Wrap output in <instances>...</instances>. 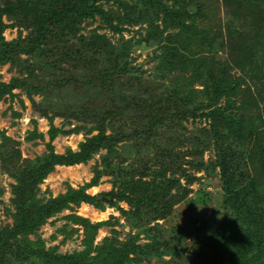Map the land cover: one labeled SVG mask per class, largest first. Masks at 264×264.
Wrapping results in <instances>:
<instances>
[{
  "label": "trees",
  "instance_id": "obj_1",
  "mask_svg": "<svg viewBox=\"0 0 264 264\" xmlns=\"http://www.w3.org/2000/svg\"><path fill=\"white\" fill-rule=\"evenodd\" d=\"M21 1L23 3L25 0ZM96 1L68 0L67 8L61 11L54 9L51 3L50 9L35 17L37 29L33 36L27 37L24 46L19 41L9 43L3 39L5 26L2 15L7 11L0 7V64L10 61L13 65H19L17 53L49 57V49L42 47L49 32L53 34L55 31L63 36L67 30L75 34L84 18H93L94 15L106 17L104 10L95 6ZM134 1L140 6L141 11H137L139 16L136 14L137 18L131 16L130 19L125 16L124 23L134 25L139 23L136 21H141L146 24L141 23L142 26L137 29V38L133 39L132 36L121 48H116L103 35L93 31V36L87 41L81 39L79 48L68 50L64 55L52 56V60L79 70V83L84 88L91 89L94 82L106 84V92L103 93L110 100L96 103V100L77 96L74 100L65 99L60 103L48 96L50 88L46 84L43 89L36 87L34 93L43 95L45 99L40 104L38 114L49 122V138L54 139L60 134H82L83 140L78 143L77 151L68 148L63 154H55L53 146L48 144V154L32 164L24 167L17 165L11 169V178L16 181L12 185L16 225L10 231L0 230V264H34L32 261L36 258H46L44 264H141L143 261H163V256L171 257L176 264H188L183 262L187 260L185 253L177 246L172 243L168 247V243H163L166 241L162 240L158 223L150 225L166 219L176 205L186 200L189 187L200 180L181 167L180 161L184 155H200L208 149L215 153L210 165L219 169L223 202L234 215L228 214L230 216H226L225 226L219 225L209 236L199 240L189 260L191 264H264V193L247 170L248 162L242 144L245 140L247 110L257 108L259 103L249 86L242 88L244 80L232 79L227 73L232 65L245 74L243 64L246 58L238 59V56L244 51L246 57L251 58V51L246 46L229 48L223 44L216 46L215 54L206 57L204 49L212 50V35H209L206 27H198L194 23L205 17L200 6L202 3L198 4L195 0H167L172 2L170 4L162 0ZM261 2L264 24V0ZM17 5H20L19 2ZM62 19L65 22L64 31L60 27ZM157 19L161 26L156 24ZM108 25L114 32H122L120 25L113 27L110 22ZM50 28L53 30L50 31ZM219 43L221 41L217 45ZM153 44L159 48V54L152 61L161 77L165 78L172 74V69L179 67L183 70L180 78L174 79L169 90L152 95L151 99L136 92L124 95L120 91L130 86L123 80L129 79L131 82V74L140 70L139 67H130L127 60L129 52L141 45ZM221 50L226 51L225 61L217 58ZM101 54L109 58L100 59ZM91 60L94 63L98 60L105 69L92 72L91 76L82 74V68L86 70ZM248 71L251 80L258 76L254 68ZM258 71L260 73V69ZM138 74L140 79L142 71ZM36 76L33 73L30 79ZM112 76L113 79L109 81ZM16 82L14 80L10 85L0 83V97L5 93L10 94L13 87L20 86ZM197 83L200 89L195 88ZM25 87L29 95L34 91L23 82L21 88ZM51 90L57 92L56 88L51 87ZM198 90L206 101L199 102V106L192 109L193 94ZM222 101L223 105H217ZM126 113L132 116L130 121L124 117ZM55 118L61 119L60 127L54 125ZM189 118L209 121V129L197 135L187 133L184 128L179 130L181 125L176 123ZM256 120L261 121L259 117ZM37 136L42 137L41 134ZM245 136L252 143L256 152L253 157H259L257 164L264 174V131L255 136L251 133ZM187 143L191 144L189 150L182 152L180 148ZM130 150L135 157H140L135 163H130ZM95 155L100 157V162L94 165L89 182L77 189L68 186L64 194L54 198H37L40 183L55 166L86 164ZM193 165L197 170L207 167L202 160ZM102 177L110 178L111 189L102 193L99 200L98 195H90L87 191L98 186ZM120 203H124L126 208L119 206ZM81 204L101 211L106 207L116 210L130 229L135 230L133 237L120 244L115 243L116 238L107 237L103 243L94 246L99 228L110 222L92 224L87 219L70 214L65 219L84 230L81 251L55 255L53 250H45L41 239L33 242L27 238L26 242L15 239V243H12L18 234H34L49 218ZM57 232L64 236L71 235L64 226ZM141 234L149 240L148 243L137 244ZM92 251H95L94 255H91ZM8 256L12 259H7Z\"/></svg>",
  "mask_w": 264,
  "mask_h": 264
},
{
  "label": "rangeland",
  "instance_id": "obj_2",
  "mask_svg": "<svg viewBox=\"0 0 264 264\" xmlns=\"http://www.w3.org/2000/svg\"><path fill=\"white\" fill-rule=\"evenodd\" d=\"M162 1L167 4L172 3L167 0ZM17 2L20 5H17ZM67 2L68 0H25L22 3L21 0H1V10L7 11H4L2 15V22L5 26L2 32L3 39L9 43L19 41V44L24 46L27 37L33 36L32 34L37 29V24L34 23L35 17L43 15L45 11L50 9L51 3H53L54 9L61 11L67 8ZM120 2L123 4L121 5ZM195 2L202 3L200 6L205 12V17L197 19L194 23L198 27H206L209 30V35H212L210 38L213 41L212 50L204 49L206 57L215 54L216 46H222L223 44L229 48L236 47V45L246 46L247 50L251 51V58H247L244 51L243 54L240 53L238 56V59L246 58L243 64L246 68L245 74L239 67H233L232 65L227 69V73L232 79L235 77L244 80L245 83L242 88L249 86L251 92L257 95L255 98L259 103L257 108L252 109L251 107L247 110V116H245L247 119L244 122L245 140L242 141V144L244 145L245 160L248 162L247 170L263 190L260 191L264 193V174H262V167L257 164V158L259 157H253L256 154L255 149H253L252 143L246 140L247 137L245 136L250 133L255 136L256 133L264 131V24L261 13L263 4L261 0H195ZM95 6L101 7L106 13V17L94 15L93 18H84L80 21L79 31L75 34H71L67 30L63 36L55 31H53V34L49 32L42 46L49 49V57L48 55L39 57L34 54L17 53L16 57L19 65H13L10 61L0 64V83L10 85L16 80L17 85H20L13 87L10 94L5 93L0 97V143H2L0 147V230L10 231L16 225L15 216L17 214L12 204L14 198L12 185H15L16 181L11 178V169L17 165L24 167L27 164H32L43 155L48 154V144L53 146L55 154H63L68 148L77 151L78 143L83 140L82 134H60L54 139L49 138V122L38 114V110L41 108L40 104L45 99L43 95L34 93L36 87L40 86L43 89L46 84L50 88L48 96L60 103L65 99L66 101L74 100L77 96L96 100V103L110 100L109 96L103 93L106 92V84L94 82L91 89L84 88L79 83V70L77 71V69H73L67 64L52 60V56L55 57L56 54L64 55L69 52L68 50L79 48L82 43L81 39L87 41L93 36V31H96L95 34L103 35L113 47L121 48L122 45L126 44L128 38L132 36H134L133 39L137 38V29L145 24L141 21H136L139 23L134 25L124 23L125 16H128L129 19L131 16L134 18H137V15L139 16L137 11H141L140 6L134 0H97ZM108 22L113 27L120 25L122 32H114ZM64 23V19H62L60 27L63 31L65 30ZM156 24L161 26L159 19L156 20ZM49 30L52 31L53 29L50 28ZM219 41L221 43L217 45ZM51 48H54V50H51ZM129 53V59L127 58V60L130 67L134 69L139 67L140 70L131 74V82L129 79L123 80L126 85L130 86V88L120 91L124 95L135 94L136 92L142 97L151 99L152 95H159L169 90V87L174 83V79L176 77L180 78V74L183 72L178 67L172 69V74L165 78L161 77L160 72L154 68L155 62L152 61V58H156L155 56L159 54V48H156L154 44L150 46L141 45L132 49ZM99 58H106L107 60L109 56L105 57L101 54ZM217 58L225 61L227 58L226 51H219ZM98 63V60L95 63L91 60L90 66L87 65L86 68V70H89L86 71L82 68V74L91 76L90 73L92 72L103 71L105 66ZM253 68L255 72H258V76L251 80L248 77L249 71L247 72V69L252 70ZM258 69H260V73ZM139 71H142L140 79L137 77ZM33 73H36L37 76L30 79ZM112 79L113 76L109 81ZM137 80L141 81L137 82ZM109 81L108 83H110ZM23 82L29 88H34L30 95L27 87L21 88ZM197 84L195 88L200 89V84ZM51 87L56 88L57 92L51 90ZM195 93L190 105L192 109L199 106V102L206 101L199 90ZM238 99L240 100V98ZM223 104L222 101L217 105ZM126 114L124 117L130 121L132 116H129V113ZM257 117L261 121H257ZM53 123L57 127L62 124L60 118H55ZM176 124L181 125L179 130L184 128L187 133L190 134L191 132L193 135L209 129V121L199 120L198 118L181 120ZM2 134H4V138ZM39 134L43 138L37 136ZM190 146L191 144L187 143L186 146L180 149L185 152L189 150ZM129 152L132 153L131 150ZM131 155L130 163H135L140 158L137 155L135 157L134 153ZM214 159L215 153L211 149L203 151L200 155H184L183 162L180 161L181 167H184L190 174L199 177L200 180L189 187L190 192L186 200L176 205L166 219L157 220L150 225L153 226L158 223L162 240L166 241L163 243H168V247L173 243L179 249L187 248L184 252V257L187 260L183 261L184 263L191 264L189 258L192 256L194 249L197 248L199 240L209 236L219 225L225 226L226 216L234 215L233 211L225 207L223 202L219 169H214L210 165ZM201 160L207 164V167H203L201 170L195 169L196 167L193 164ZM99 162L100 157L95 155L86 164L55 166L40 183L37 198H54L64 194L68 186L77 189L89 182L93 176V167ZM127 162L129 163V161ZM109 181V177H102L100 184L88 189L87 193L100 196L102 193L108 192L111 189ZM119 206L126 208L124 203H120ZM70 214L87 219L92 224L104 221L110 222L108 225L99 228L94 246L103 243L107 237L116 238L115 243L117 244L124 243L130 240L135 233V230L130 229L116 210L106 207L101 211L91 205L81 204L78 207L72 206L71 210H63L61 213L49 218L34 234H28L27 236L18 234L17 237L13 238L14 240L12 239V243H15V239H18V241L23 240V242H26V238L32 242L41 239L45 250L51 249L55 255L81 251L83 249L82 241L85 237L84 230L83 227L65 219V216ZM62 226L66 227L67 232L69 231L71 234L70 236H64L57 232ZM171 238L173 239L171 240ZM18 241L16 242L18 243ZM148 242L149 240L143 234L137 239V244L140 245ZM94 254L95 251H92L91 255ZM162 258L163 261L151 260L150 263L143 261L141 264H176L169 256H163ZM7 259L11 260L12 258L8 256ZM45 259L36 258L32 262L34 264H44Z\"/></svg>",
  "mask_w": 264,
  "mask_h": 264
},
{
  "label": "water",
  "instance_id": "obj_3",
  "mask_svg": "<svg viewBox=\"0 0 264 264\" xmlns=\"http://www.w3.org/2000/svg\"><path fill=\"white\" fill-rule=\"evenodd\" d=\"M98 199H99V200L102 199L101 196H98ZM186 250H187V248H182V249H180L181 252H186Z\"/></svg>",
  "mask_w": 264,
  "mask_h": 264
}]
</instances>
